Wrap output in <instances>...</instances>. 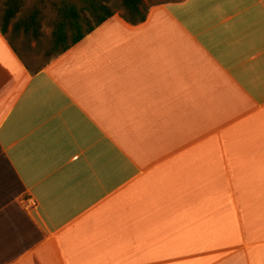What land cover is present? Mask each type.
I'll list each match as a JSON object with an SVG mask.
<instances>
[{"label":"crops","instance_id":"crops-1","mask_svg":"<svg viewBox=\"0 0 264 264\" xmlns=\"http://www.w3.org/2000/svg\"><path fill=\"white\" fill-rule=\"evenodd\" d=\"M147 1L35 68L0 30V264H264V0Z\"/></svg>","mask_w":264,"mask_h":264},{"label":"trees","instance_id":"trees-1","mask_svg":"<svg viewBox=\"0 0 264 264\" xmlns=\"http://www.w3.org/2000/svg\"><path fill=\"white\" fill-rule=\"evenodd\" d=\"M80 2V5H79ZM123 10L122 16L130 23L145 19L147 7L143 0H115ZM23 5V0H5L2 9L0 30L7 32L11 21ZM55 16L52 21L49 53L51 57L66 50L71 44L90 32L95 26L110 17L114 10L111 0H60L52 3ZM41 8L35 6L12 24V35L22 31L25 35L38 38L41 35ZM81 22L85 26L81 25Z\"/></svg>","mask_w":264,"mask_h":264},{"label":"rangeland","instance_id":"rangeland-1","mask_svg":"<svg viewBox=\"0 0 264 264\" xmlns=\"http://www.w3.org/2000/svg\"><path fill=\"white\" fill-rule=\"evenodd\" d=\"M5 1V0H4ZM3 0H0V23L3 9ZM60 1V0H54ZM53 0H23V5L16 17L11 21L9 26H12L13 22L21 17L24 13L28 12L31 8L37 6L42 10V19L40 23L41 35L38 38H34L32 35H25L22 31L19 36H13L12 31L8 33V37L12 43H14L18 49V53L24 60V62L32 67H39L46 63L51 55L49 53V43L51 40L52 20L55 16V9L52 6ZM152 3V0H148L147 4ZM112 6H119L115 0H111ZM8 26V28H9Z\"/></svg>","mask_w":264,"mask_h":264}]
</instances>
